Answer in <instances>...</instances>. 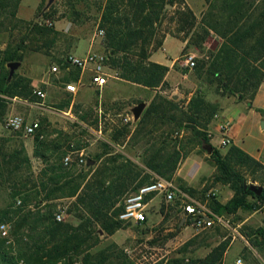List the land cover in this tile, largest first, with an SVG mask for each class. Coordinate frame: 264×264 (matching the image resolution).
<instances>
[{
    "label": "rangeland",
    "instance_id": "1",
    "mask_svg": "<svg viewBox=\"0 0 264 264\" xmlns=\"http://www.w3.org/2000/svg\"><path fill=\"white\" fill-rule=\"evenodd\" d=\"M20 1L0 0V73L9 71L4 61L13 55L19 63L14 73L31 80L27 75L32 66V71L37 70L32 77L44 81L39 83V88L48 95L47 98L32 95L26 99L3 97L4 102L0 106V214L54 216L62 213L59 223L77 226L82 219L93 220L85 208L89 201L85 196H91L93 190L98 188L96 186L101 184L104 191L111 195L108 203L114 204L105 211L106 217L118 221L125 197L136 187L156 177L170 179L182 190L190 191V194L202 200H210L214 193L211 189L215 185L213 176L216 168L198 142L203 134L208 138V133L217 125L214 116H218L219 108L214 100L218 97L238 99V95L221 92L214 75L210 74V80L207 78L209 64L223 44L227 42L229 45L221 35L236 33L242 26L247 29L253 23L251 15L258 14L263 8V0H202L204 10L198 17L185 4V0H174V6H167L161 22L151 28L147 47L150 53L156 50L167 33L185 41L181 59L192 55L195 60L192 69L185 67L184 72L188 75V80L184 81L186 86L177 82L176 86L171 87L167 81H163L155 90L145 89L121 80L119 71L109 65L107 72L114 78H110L102 90L91 89L89 74L85 73L81 82L83 87L74 96L65 93L63 85L77 81L80 72H66L62 61L68 54L55 59L52 52L63 41L68 42L59 40L58 35L63 34L67 39H74L76 53L84 55L92 50L111 57V50L104 47L105 35L93 40L95 32L102 29L101 17L107 0H53L51 3L50 0H36L37 5L28 9L22 7ZM238 12L241 14L234 16ZM203 31L207 36L201 49L197 36H202ZM131 53L137 54L135 51ZM121 55L115 54L114 57ZM53 65H58L61 72L53 74L50 70ZM231 72L227 68L221 73L229 75ZM31 83L33 87L32 80ZM190 87L195 90L191 98L198 93L210 106L207 111H201L196 118L197 123L192 124L200 132L199 135H193L184 127L178 130L175 124L166 120L173 116L182 124L184 117L181 113L188 112L190 100L178 98V94L191 90ZM160 97L172 102L174 108L166 107ZM243 97L244 101H251V90H246ZM139 103L145 104L144 110L153 103L162 104L159 111L162 114L161 111H165L167 118L162 122L157 119L146 126L139 125V119L135 121L131 114V109ZM18 108L29 110L31 114L24 115ZM14 115L25 121H38L39 130L32 136H25L5 129V119ZM126 117L128 121H125ZM182 125L188 124L184 121ZM28 140L32 144H27ZM123 144L133 157L139 153L137 160L144 166L142 176L137 165L124 156L116 154L114 157H104ZM158 149H164L162 153L166 158L173 151L179 153V162L172 175L159 174L147 167ZM94 150H99L96 157ZM67 156L70 165L65 166L63 160ZM101 158L93 171L89 162ZM106 161H113L118 170L107 172L104 167ZM236 168L249 185H264L263 166L246 164ZM124 175L129 178L122 179ZM140 176L142 180L134 188L125 190L129 185L127 180L139 179ZM53 177L56 184L51 182ZM111 177L115 178L111 180ZM107 181L110 187L106 186ZM47 186L48 190L44 191L43 188ZM54 187H59V191L45 198L46 193ZM157 204L150 208L148 219L142 225L120 222V228L112 234H101L100 226L95 225L99 234L93 236L81 252L72 256L71 264H84L85 256L88 257L87 264H199L215 252L214 264H222V251L230 243L226 232L180 227L181 215L177 204L163 201ZM2 224L9 225V234L0 239L9 246L12 244V225L9 222ZM18 264L24 263L19 261Z\"/></svg>",
    "mask_w": 264,
    "mask_h": 264
},
{
    "label": "trees",
    "instance_id": "2",
    "mask_svg": "<svg viewBox=\"0 0 264 264\" xmlns=\"http://www.w3.org/2000/svg\"><path fill=\"white\" fill-rule=\"evenodd\" d=\"M167 6H174V0H107L101 17V28L105 31L104 47L111 50V57L107 56L109 65L112 69L119 71L121 80L151 90L157 89L162 84L168 68L148 60L150 51L147 47L149 45L147 44V37L151 33L152 26L158 25L163 19L168 10ZM239 14L241 12L234 16ZM183 16L186 20L188 19L187 16ZM251 16L253 23L247 29L242 26V28H238L241 30L235 31L236 33L221 35L225 41H228L229 45L227 42L223 44L218 54L213 56L207 73L209 80L211 75H214L220 85L221 92L233 96L238 95V100L241 101L244 99V92L248 89L251 90L254 97L264 77V6L258 14L253 13ZM190 17L194 20L192 14ZM167 34L173 36L170 33ZM206 36V32L202 36H197V44L201 49ZM160 45L161 43L155 49L159 48ZM233 47L239 52H236ZM130 50L137 52V54L131 55ZM119 53L122 55L114 57L115 54ZM4 62L9 64L18 62V59L12 55L7 57ZM227 68L232 72L229 75H222L221 72ZM33 91L31 80L17 76L15 73L10 75L9 71L6 70L0 73V106L4 102L3 97L25 99L31 98L32 95V97H37ZM159 99L166 107L174 108L172 102L161 97ZM161 107L162 104H151L143 111L137 123L146 126L151 123V120L159 119L162 122L167 117L165 118V111H161L163 114L160 113ZM209 108L210 106L205 103L204 99L196 93L189 101L188 112L181 113L184 117L182 124L186 121L187 126L180 125L173 116L166 120L175 124L178 130L184 127L193 135H199L200 132L192 124L197 123L196 118L200 116L201 111H207ZM198 144L201 147L210 145L205 134L201 136ZM163 150L158 149L153 153L147 167L159 174L169 173L172 175L179 162V153L173 151L166 158L162 153ZM209 158L216 168V173L213 176L214 183L229 185L234 192L233 198L223 205L215 201L213 196L211 197L209 206L217 214L229 215L239 209L256 211L260 205L264 204V189L259 196H256L245 188L246 179L236 170L238 169L236 167H243L246 164L261 167L258 162L233 146L225 155L213 148ZM51 182L56 184L54 177ZM96 187L98 188L93 190L91 196L87 194L85 196L89 200L86 202L85 208L93 220L82 219L77 226L56 222L53 215L0 214V225L6 222L12 225V244L7 246L5 240L0 239V264H18L19 261L24 264H71L72 256L81 252L82 248L93 239V236L99 234L95 225L100 226L101 234H112L118 230L121 225L120 221H111L105 214V211L114 205L108 203L110 196L104 191L101 184ZM59 189V187L51 188L46 193L45 198H49ZM43 190H48V186L44 187ZM90 191L92 192L91 189ZM248 197H251L253 202L247 201ZM144 223L146 221L138 224ZM215 256L216 252L211 257L208 255L199 264H214ZM83 262L84 264L89 263L88 257L85 256Z\"/></svg>",
    "mask_w": 264,
    "mask_h": 264
},
{
    "label": "crops",
    "instance_id": "3",
    "mask_svg": "<svg viewBox=\"0 0 264 264\" xmlns=\"http://www.w3.org/2000/svg\"><path fill=\"white\" fill-rule=\"evenodd\" d=\"M36 0H21L20 5L24 8L28 7H34L37 5L35 3ZM185 4L191 8V11L193 14L198 17V15L201 14V12L204 10V7L202 6V0H185ZM208 25V24H207ZM59 40H68V42H62L59 47H55L52 54L53 58L58 59L63 54H77L82 55L81 53H76L75 49V42L74 39H67L63 36V34L58 35ZM186 42L174 37L167 35L159 48L152 51L149 55L148 60L152 63L164 66L168 68V71L165 75V78L163 81H167L171 87L176 86L177 82H182L184 86L186 84L184 83L187 79V73L184 71L186 70L185 67L182 65L181 61V54L185 48ZM58 45V44H57ZM92 47V43L90 45V48ZM31 66V64L29 65ZM32 66L30 67V73H28V77L33 82V87L35 89H38L42 91L45 95V98H47V92H45L43 89L39 88V83H44V81L37 80L36 78H33L32 76L35 74L37 70L32 71ZM66 72H64L65 74ZM66 76L67 73L65 74ZM65 78V77H64ZM77 82V81H74ZM106 86V85H105ZM188 86V84H187ZM83 87L81 85L79 89ZM91 88V87H90ZM191 90L182 91L178 95V98L183 97L186 101L190 100L192 94L194 93V88L190 87ZM93 90L94 89L91 88ZM103 89V88H102ZM100 89V90H102ZM79 91V90H78ZM172 98L176 99L175 95L171 96ZM219 99H215L214 102L219 108L218 116L221 121L227 122L229 124V132L227 134V138L229 140L228 146L224 148H219L217 146L218 143V137L214 138L212 142H210V145L218 150L222 155H225L230 147H236L239 150H241L245 155H247L249 158L253 159L254 161L258 162L261 166L264 167V130L261 129L260 123L263 119L264 115V77L261 81L258 90L256 91L253 99L251 101H244V100H238V99H231L227 97H218ZM18 110L25 114H31L29 110L23 111L22 109ZM28 117V116H26ZM27 121V120H26ZM35 121V120H32ZM30 122V121H27ZM217 125L213 129L212 133L216 134L217 132ZM26 142V141H25ZM32 144L31 140L27 141V144ZM112 144V142H110ZM126 146H120L118 149L114 148V152L104 155L105 158L107 157H114L116 154H120L124 156L129 161L133 162L140 170L141 176L143 175L144 166L142 163L139 162V153L133 157L129 153V149H125ZM99 150H94V156L96 157V154H98ZM103 158L100 160L93 159L91 162H89V166L93 167V171L96 170V168L99 165V162H101ZM125 163V162H124ZM123 166V165H122ZM105 170L107 172H113L114 170L117 171L118 168L116 167L115 163L113 161L107 162L104 165ZM120 172V169H119ZM138 178H130L128 181L129 185H127V188L125 190H130L132 187L134 188L139 181L142 180V177ZM115 178V177H114ZM111 177V180L114 179ZM122 179H128L129 177H126L125 175L121 177ZM109 181L106 182V186L109 185ZM147 184V183H146ZM144 185V184H143ZM142 185L138 186L141 187ZM245 186H249V183L247 182ZM110 187V185H109ZM136 187V189L138 188ZM258 187H261L262 190L264 189V185H258ZM135 189V190H136ZM124 190V189H123ZM134 190V191H135ZM214 191L213 197L214 200L217 201L219 204H226L231 198L234 196V192L230 189L229 185H223L220 183H215L214 186H212V189ZM133 192V191H132ZM262 193V192H261ZM107 196V195H106ZM108 196L111 195L110 193ZM207 201H209L207 199ZM247 201L250 203L253 202V199L251 197L247 198ZM161 201L158 199L152 200L148 205L147 210V218L149 215V210L152 206L157 205ZM179 226L180 222L184 220L181 212L179 213ZM257 215H264V212H260L258 210L256 211H246L239 209L236 212L227 215L229 218L232 219V221L237 225L240 226L241 232H243L249 240V244L251 245L252 249H249L245 244L239 240L230 242L222 251V258L221 262L222 264H234L236 259L241 258L243 264H264V217H255ZM238 218H237V217ZM182 227H187L189 224L186 223V221H183ZM180 226V227H181ZM248 229V231L246 230ZM219 230V229H215ZM263 236H262V235Z\"/></svg>",
    "mask_w": 264,
    "mask_h": 264
},
{
    "label": "built area",
    "instance_id": "4",
    "mask_svg": "<svg viewBox=\"0 0 264 264\" xmlns=\"http://www.w3.org/2000/svg\"><path fill=\"white\" fill-rule=\"evenodd\" d=\"M105 31L98 29L93 37L103 38ZM183 67L192 69L195 66V60L192 55L184 56L181 59ZM109 59L103 53L93 52L89 50L86 54L79 56L68 54L63 58L62 66L66 72L78 70L80 72L77 82H68L63 85V90L69 95H76L79 87L82 85V76L85 73L89 74V87L94 89H102L113 75L107 72L109 68ZM53 74L61 72L58 65H53L50 68ZM33 93L39 98H45L42 91L34 89ZM217 120L216 134L209 132L208 138L212 142L216 136L218 137L217 146L224 148L228 146L229 140L227 134L229 132V124L220 120L219 116L215 115ZM126 117L125 121H128ZM5 129L13 132L22 133L25 136L34 135L40 128L38 121L26 122L18 115L9 116L4 121ZM82 162V159L80 160ZM65 166L70 165V158L67 156L63 160ZM158 199L166 204H177L184 221L189 226L196 230H211L219 229L227 233L230 242L239 240L249 249L248 237L241 232L240 226H237L227 215L217 214L210 206L209 201L190 194L186 190L179 188L172 180L162 177H156L151 182L138 187L135 191L129 193L123 200L122 210L119 212L118 221L124 223H140L146 221L147 210L149 203ZM20 205V201L17 202ZM258 211L264 212V204L260 205ZM62 213H56L54 220L62 221ZM9 234V225H0V237L6 238ZM76 264V263H75ZM234 264H243L242 259H236Z\"/></svg>",
    "mask_w": 264,
    "mask_h": 264
},
{
    "label": "water",
    "instance_id": "5",
    "mask_svg": "<svg viewBox=\"0 0 264 264\" xmlns=\"http://www.w3.org/2000/svg\"><path fill=\"white\" fill-rule=\"evenodd\" d=\"M53 0H50L49 3H51ZM8 68H9V74H13L14 71L19 67V63L17 62H13V63H9L8 65ZM145 108V104L144 103H139L137 104L135 107H133L131 109V114L133 116V119L136 121L140 118L143 110ZM260 127L262 130H264V115H263V119L260 123ZM203 150H205L207 152L208 155H210L213 151V148L211 145H204L203 147ZM245 188H247L248 190H250L251 192H253L256 196H259L262 192V188L261 187H258V186H255V185H249V186H245ZM183 221L182 220L180 222V226L183 224Z\"/></svg>",
    "mask_w": 264,
    "mask_h": 264
}]
</instances>
